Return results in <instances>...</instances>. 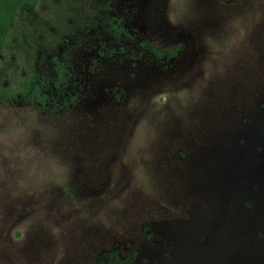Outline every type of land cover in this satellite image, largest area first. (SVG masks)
<instances>
[{"label": "rangeland", "instance_id": "rangeland-1", "mask_svg": "<svg viewBox=\"0 0 264 264\" xmlns=\"http://www.w3.org/2000/svg\"><path fill=\"white\" fill-rule=\"evenodd\" d=\"M0 67V264H264V0H34Z\"/></svg>", "mask_w": 264, "mask_h": 264}, {"label": "trees", "instance_id": "trees-1", "mask_svg": "<svg viewBox=\"0 0 264 264\" xmlns=\"http://www.w3.org/2000/svg\"><path fill=\"white\" fill-rule=\"evenodd\" d=\"M33 6L34 0H0V54L18 13L24 8H33ZM156 54L171 56L173 51L169 54L157 52ZM3 74L4 71L0 68V82ZM76 92L75 77L65 66L55 64L48 72L41 75H27L17 90L10 92L9 95L40 112L54 115L73 106ZM146 239L154 242L148 233ZM130 261L129 258H121L116 252H106L101 254L94 264H129Z\"/></svg>", "mask_w": 264, "mask_h": 264}, {"label": "flooded vegetation", "instance_id": "flooded-vegetation-1", "mask_svg": "<svg viewBox=\"0 0 264 264\" xmlns=\"http://www.w3.org/2000/svg\"><path fill=\"white\" fill-rule=\"evenodd\" d=\"M0 55H1V54H0ZM55 64L61 66L58 62H55V60H53L52 63L49 65L48 71H49V69L52 68ZM0 68H1V67H0ZM1 69H2V68H1ZM2 70H3V69H2ZM3 71H4V70H3ZM43 73H45V72H43ZM43 73H37V74H35V75H39V74L41 75V74H43ZM3 76H4V74H3ZM3 76H2V78H3ZM0 84H1V82H0ZM0 89H1V88H0ZM76 91H77V90H76ZM76 93H77V92H76Z\"/></svg>", "mask_w": 264, "mask_h": 264}]
</instances>
